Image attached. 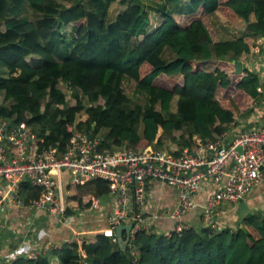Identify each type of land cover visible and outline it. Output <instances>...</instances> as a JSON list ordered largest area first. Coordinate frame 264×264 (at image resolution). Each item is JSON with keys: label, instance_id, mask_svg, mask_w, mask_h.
<instances>
[{"label": "trees", "instance_id": "obj_1", "mask_svg": "<svg viewBox=\"0 0 264 264\" xmlns=\"http://www.w3.org/2000/svg\"><path fill=\"white\" fill-rule=\"evenodd\" d=\"M115 1L0 0L1 117L25 120L46 145L63 146L67 124L76 121L82 130L105 129L101 145L108 149L128 142L139 151L151 145L177 154L197 138L216 139L261 99L260 78L246 60L256 38L264 37V0H189L185 6L171 0L176 10L161 3L153 23L143 0H122L126 6L108 20ZM214 12L235 29L234 37H219L209 18ZM238 59L243 68L235 72ZM125 77L148 93L147 103L129 105ZM66 188L75 204L84 192L108 194L100 178ZM38 194L21 181L26 203ZM135 245L132 253L115 234L100 231L82 240L85 256L72 241L10 264H264V211L217 227L186 224L171 235L140 230Z\"/></svg>", "mask_w": 264, "mask_h": 264}, {"label": "built area", "instance_id": "obj_2", "mask_svg": "<svg viewBox=\"0 0 264 264\" xmlns=\"http://www.w3.org/2000/svg\"><path fill=\"white\" fill-rule=\"evenodd\" d=\"M263 46L264 37H257L254 52L246 61L260 78L257 86L262 105L260 124L241 128L232 142H225L222 134L212 140L197 138L191 145L181 147L177 154L166 147L151 145L139 151L128 142L108 149L101 145V133L79 129L74 121L67 124L70 135L63 146L60 142L46 145L33 125L25 120L16 122L0 116V209L3 210L4 203L10 200L36 210L64 214L66 221L71 223L74 217L66 215L69 190L65 184H84L100 178L106 180L108 195L116 203L107 216L108 227L102 232L113 235L119 223H132L130 230L125 231L132 253L136 250L138 231L154 229L167 235L180 232L186 225L183 216L197 207L207 224L213 227L224 224L217 218L219 210L225 204L237 205L264 179ZM24 180L39 192L27 203L19 195ZM155 181L177 192L175 204L169 209L160 207L155 214L174 220L163 230H157L144 216V209L151 203L148 188ZM207 181L214 184V189L206 201L200 203L197 197ZM88 201L94 208L100 207L98 196L93 195ZM60 246L46 244L41 247L37 238L23 237L17 243L13 259L19 255L35 258Z\"/></svg>", "mask_w": 264, "mask_h": 264}, {"label": "crops", "instance_id": "obj_3", "mask_svg": "<svg viewBox=\"0 0 264 264\" xmlns=\"http://www.w3.org/2000/svg\"><path fill=\"white\" fill-rule=\"evenodd\" d=\"M209 18L219 37L235 36L232 34L226 37L225 35L224 37L221 36L219 31L224 29L221 27L223 23L216 12L211 13ZM261 50L264 53V46ZM246 61H248V58ZM250 107L251 109L247 114L235 115L234 120L228 124L222 133V138L225 142H232L241 128L260 124L261 100L251 101ZM65 178L67 179V176ZM213 189L214 184L212 182H205L197 197L198 201L204 203ZM148 190L151 193V203L144 209V216L149 218L152 226L157 230H163L171 226L174 220L164 216H155V214L160 211V207L171 208L177 200V192L173 187L160 181L153 182ZM93 195L99 198V208H94L91 202L88 201L89 197ZM244 199L251 206V212L257 209L264 211V179L256 184L244 196ZM68 202L67 210L69 212L66 210V215L74 217L71 223L66 221L64 214H57L48 210H36L26 204L18 205L10 200L6 201L4 209H0V261L3 264H10L18 241L27 236L37 238L41 247L46 244L49 246L53 244L62 245L65 242L76 241L79 244L80 253L85 256L86 252L81 247L82 240L85 236L100 232L108 227L107 216L114 210L116 203L108 194L99 196L91 192L82 194L80 204H75L71 200ZM237 216L238 204L234 206L225 204L217 214V218L223 223H229ZM182 221L185 224L205 223L199 207L185 214Z\"/></svg>", "mask_w": 264, "mask_h": 264}, {"label": "rangeland", "instance_id": "obj_4", "mask_svg": "<svg viewBox=\"0 0 264 264\" xmlns=\"http://www.w3.org/2000/svg\"><path fill=\"white\" fill-rule=\"evenodd\" d=\"M186 1H189V0H182L181 5L185 6ZM143 3L149 9L152 23H153V21L155 22V21L160 19V15L155 10H153V8H156V6L160 5L161 3H166L168 5L169 9H171L173 11L176 10V6L174 5V3L171 0H143ZM125 6H126V3L122 0H117L115 2H111L110 7H109V11H108V15H107L108 20H112L115 17L116 13L119 10L123 9ZM25 11L28 15H30V16L33 15L32 11L29 7L25 8ZM71 26H72V24H68L67 26L64 27L65 33L70 32ZM221 27H223L224 29H222V31H219V33L223 37H224V35L226 37L227 35L229 36L231 34L232 35L237 34V33H234V31H232V30H235L233 28L229 29L228 27H226L224 25H221ZM223 30H224V32H223ZM165 55H168V53L165 52ZM123 88H124L125 92L131 97V102L129 103L130 106H133L136 103H141L142 105L147 103L148 93L145 90L137 89L134 80H132L128 77H125L123 80ZM85 101L87 102L86 98H85ZM3 102H4V90H0V103H3ZM173 104H175V103H172V106H173ZM172 108L175 109L174 106ZM104 132H105V129L102 130L101 134L103 135ZM234 221H235V218L233 220L229 221V223L233 224ZM205 224H207L206 221H205Z\"/></svg>", "mask_w": 264, "mask_h": 264}, {"label": "water", "instance_id": "obj_5", "mask_svg": "<svg viewBox=\"0 0 264 264\" xmlns=\"http://www.w3.org/2000/svg\"><path fill=\"white\" fill-rule=\"evenodd\" d=\"M235 61V72H240L242 70V60H234ZM241 150V147H239ZM251 212V206L247 203V201L242 198L238 203V220L242 221L245 217ZM132 227V223H119L114 231V234L117 238V241L123 249L126 248L127 239L125 238V231L128 232Z\"/></svg>", "mask_w": 264, "mask_h": 264}]
</instances>
